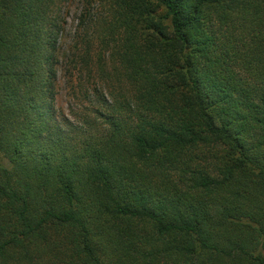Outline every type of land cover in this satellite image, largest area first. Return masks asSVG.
<instances>
[{"label":"trees","instance_id":"obj_1","mask_svg":"<svg viewBox=\"0 0 264 264\" xmlns=\"http://www.w3.org/2000/svg\"><path fill=\"white\" fill-rule=\"evenodd\" d=\"M72 1L0 0V264H264V0H82L69 118Z\"/></svg>","mask_w":264,"mask_h":264},{"label":"rangeland","instance_id":"obj_2","mask_svg":"<svg viewBox=\"0 0 264 264\" xmlns=\"http://www.w3.org/2000/svg\"><path fill=\"white\" fill-rule=\"evenodd\" d=\"M82 9V0H73L69 7L66 9V28L64 31L63 38L61 40V47L62 51L68 55L67 58L63 57V63L61 64L62 68L60 67L59 71V80L57 85V95H56V108L59 112L58 114L60 117L67 116L71 117L73 114V110H75L77 107H81L80 100L77 98V93L79 91V83L84 81V78H89V76L84 75L81 76V71H86L84 67L79 62L75 66L73 62L74 54L77 52L75 51V46H80L79 42V29L77 27L79 23V15L80 11ZM106 9L105 7L101 9L94 10L92 12L91 17L95 19L106 16ZM99 25H95L94 22L90 23V26L87 31L88 35H93V31L99 30ZM86 36V37H87ZM69 62V63H67ZM79 67L81 69L79 70ZM80 71V72H79ZM90 87L96 86L98 84L99 88H104V90H107V84L108 81H101V80H90L88 82ZM79 94V93H78ZM85 105H88V102H84ZM0 161L4 165L9 166V161L7 158H5L2 154H0Z\"/></svg>","mask_w":264,"mask_h":264}]
</instances>
